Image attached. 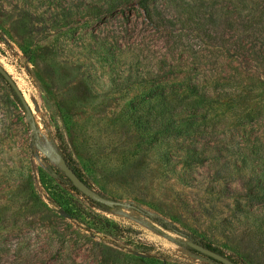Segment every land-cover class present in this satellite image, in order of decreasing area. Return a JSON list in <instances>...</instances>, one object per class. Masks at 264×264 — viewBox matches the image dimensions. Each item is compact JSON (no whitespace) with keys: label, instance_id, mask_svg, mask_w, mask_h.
Segmentation results:
<instances>
[{"label":"rangeland","instance_id":"obj_1","mask_svg":"<svg viewBox=\"0 0 264 264\" xmlns=\"http://www.w3.org/2000/svg\"><path fill=\"white\" fill-rule=\"evenodd\" d=\"M188 1L201 4L205 17L232 10L223 1ZM78 4L0 0V63L35 123L32 129L0 76V264H219L191 251L193 238L242 264H264V251L244 240L246 213L260 204L234 167L251 151L264 155V64L244 55L264 38V23L252 28L228 17L219 27L157 29L139 0L96 15ZM66 13L73 14L68 24ZM180 61L185 68L167 74ZM128 74L146 80L118 89L115 81ZM159 81L176 94L189 85L217 88L199 132L162 146L174 158L170 166L155 148L138 149L131 109ZM49 145L71 152L94 189L134 207L105 210L73 195L98 216L88 224L63 218L40 181V169L55 165ZM187 146L206 158L179 163Z\"/></svg>","mask_w":264,"mask_h":264},{"label":"trees","instance_id":"obj_2","mask_svg":"<svg viewBox=\"0 0 264 264\" xmlns=\"http://www.w3.org/2000/svg\"><path fill=\"white\" fill-rule=\"evenodd\" d=\"M102 1L104 4H90L86 0H78L79 4L77 8L79 11L81 10L80 12L96 15L101 12L103 7L109 6L114 9L131 2V0ZM218 1L225 2L231 6L232 10L228 11L229 9H227L225 12L224 9L222 11V9L217 8L215 13L212 12L210 14L211 17H205L202 14L201 4L194 5L188 0H163L162 4H156L157 0H139V5L144 11L147 22L157 29H173L178 27L181 29H203L205 25L219 27L221 23L219 21L221 19L228 20V17H236L240 24L244 26L249 24L252 28H257L264 23V0ZM163 4L170 10L169 14H164ZM71 16H73L72 13L64 15L67 18H64L67 24L70 22L68 18H72ZM209 30L211 29L207 30L208 34H210ZM261 40L260 42H255L254 45L252 43L249 46H245L246 52L244 55L247 54L253 60L264 64V38H261ZM107 56L114 58V51L112 49L107 50ZM185 66V63L181 61L174 65L170 64V71L167 74H178ZM145 80V75L139 76L135 80L132 74H128L122 81H115L114 85L118 89H123ZM216 90V87L213 90H204L196 84L189 85L183 93L176 94L170 93L169 90L167 91V87L162 85V81H159L158 85L154 84L145 99H136L131 103L133 114L136 115L134 131L135 137H137L136 146L138 149L143 151L148 150L147 148H155L153 151H157L162 156V162L170 166L174 158L166 149L163 150L162 146L168 144L169 141L178 140L182 137L187 138L199 132L201 126L200 115L205 105L213 101L214 91ZM17 99L19 100L18 97ZM259 110L264 112V105L259 107ZM254 152L255 156L249 155L243 157L241 165L234 164V167L239 179L243 181L246 190H248L250 198H253L260 204L256 210L252 207V210H248L246 213L250 223L245 228L244 240H247L249 243L252 242L257 248L264 251V155H259L256 151H251L250 154H254ZM64 155L79 176L89 184L79 165L75 163L73 154L68 151ZM181 156L182 161L179 163L184 162L186 158L195 161H201L206 158L202 156V149L199 146L185 147ZM40 176L41 183L49 192L52 203L59 208L63 218L70 217L81 223L88 224L89 222L91 223V221H87L88 218L92 220L98 216L97 214H91L79 198L73 195L83 197L94 207L105 210L109 208L103 204L96 203L81 193L57 165L52 166L49 170L41 168ZM156 220L168 229L178 230L160 218H156ZM101 222L108 224L109 221L108 219H101ZM202 243L227 255L223 250L211 243ZM189 249L203 255L190 247ZM227 256L242 264L239 259L230 255ZM210 259L222 264L215 259Z\"/></svg>","mask_w":264,"mask_h":264},{"label":"water","instance_id":"obj_3","mask_svg":"<svg viewBox=\"0 0 264 264\" xmlns=\"http://www.w3.org/2000/svg\"><path fill=\"white\" fill-rule=\"evenodd\" d=\"M0 75L5 79V81L10 85V87L13 89L19 100L21 101L22 105L24 106L26 112L30 116V118L33 120V123L31 124V128H35L34 123V114L30 108V105L26 101L21 89L17 85L16 81L13 79L11 74L6 70V68L0 63ZM51 152L50 157L52 161L57 165L62 172L67 176V178L72 182V184L84 195H86L89 199L95 201L96 203L103 204L107 207H115V206H133L127 204L123 201L108 197L101 193L100 191L94 189L91 185H89L86 181H84L79 174L75 171V169L72 167L68 159L65 157L63 153H61L57 148H55L52 145H49ZM189 247L202 253L203 255H206L212 259H215L216 261L221 262L222 264H240L230 258L229 256L222 254L204 243L197 241V240H190L188 242Z\"/></svg>","mask_w":264,"mask_h":264}]
</instances>
